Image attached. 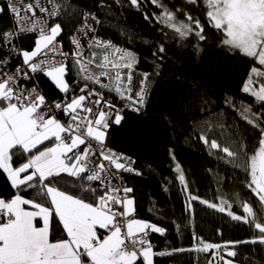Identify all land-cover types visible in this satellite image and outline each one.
<instances>
[{
  "label": "snow or ice",
  "instance_id": "snow-or-ice-1",
  "mask_svg": "<svg viewBox=\"0 0 264 264\" xmlns=\"http://www.w3.org/2000/svg\"><path fill=\"white\" fill-rule=\"evenodd\" d=\"M113 5L154 26L157 40L144 39L148 48L137 51L102 36L101 13ZM26 39L32 44L24 46ZM172 46L203 67L204 79L171 97L181 109L211 103L208 48L241 60L243 96L227 95L223 104L243 126L222 143L201 120L193 144L242 172L248 199L235 194L237 214L223 194L217 202L193 194L171 148L175 175L163 191L175 182L190 222L200 203L247 226V239L213 243L193 231L190 247L157 250L152 235L166 237L168 229L136 217L135 189L123 173H144L109 140L129 112L138 119L149 113ZM141 63L150 70L138 71ZM214 120L225 135L223 110ZM172 223L180 234L181 223ZM241 246L252 249L245 255ZM181 254L194 255V264L201 254L203 264H264V0H0V264H155Z\"/></svg>",
  "mask_w": 264,
  "mask_h": 264
},
{
  "label": "trees",
  "instance_id": "trees-1",
  "mask_svg": "<svg viewBox=\"0 0 264 264\" xmlns=\"http://www.w3.org/2000/svg\"><path fill=\"white\" fill-rule=\"evenodd\" d=\"M82 5L91 6V0H80ZM104 21L101 35L112 39L121 47L132 50L143 51L148 45L143 43L144 39L157 40L159 32L153 30L142 17L135 14L133 10H120L114 5L110 12L101 13ZM24 46L32 44L30 39L23 41ZM65 48L69 44L65 40ZM207 55L203 57L204 64L208 66L205 73L207 80L205 84L208 90L206 105L198 103L195 107L187 105L183 109L177 101L171 97L182 95L187 92V84L195 80H202L204 76L203 67L199 62L188 59L181 54L180 50L172 46L169 50V58L165 61L163 78L158 81L154 89L152 106L149 113L142 119H138L129 112L118 129H113L109 140V147L117 153H122L135 161V168L141 170L143 178L129 173H123L127 186L135 189L136 217L146 221L157 223L168 229L166 237L153 234L151 239L157 250L165 247H190L193 243L192 232L195 231L205 241L222 243L224 241L244 240L249 238L250 231L247 226L231 221L226 215L207 208L205 205L195 203V216L188 220L183 212L184 194L179 190L175 182L169 184V191H163L165 181L171 179L175 174L171 171L174 167L169 156V149H174L177 160L187 170L189 179L192 181L193 194L202 199L217 202V196L223 194L232 203V210L240 213L239 200L234 199L239 194L240 199H248L246 190L239 185L243 181V173L239 170L226 169L222 163H216L210 159L202 146L193 144V138L199 129L195 128L201 120H208L214 127L215 136L220 142H225L236 126H243L239 116L225 109L223 99L227 95H235L242 98L239 92L244 72L239 57L233 59L222 56L219 52L213 53L211 48L207 49ZM138 70L148 71L149 65L141 63ZM42 86L51 90L48 82L43 81ZM198 109H201L198 111ZM205 110L207 115H205ZM223 110L224 117L229 125L221 136L218 122L214 120L216 114ZM163 117L174 121L173 125ZM211 135V133H210ZM213 169L214 175L209 174L207 169ZM228 176L225 177V173ZM217 176L225 177L226 183L218 182ZM155 205V210L153 209ZM181 223V233L177 234L172 221ZM219 229L222 235L217 234ZM59 238V236H57ZM252 246H241L239 251L245 255L249 254ZM204 257L201 254V264ZM155 264H194V255L181 254L177 257L157 258Z\"/></svg>",
  "mask_w": 264,
  "mask_h": 264
},
{
  "label": "built area",
  "instance_id": "built-area-1",
  "mask_svg": "<svg viewBox=\"0 0 264 264\" xmlns=\"http://www.w3.org/2000/svg\"><path fill=\"white\" fill-rule=\"evenodd\" d=\"M101 29H102V26H100L99 28H98V31H99V33L101 34ZM65 51H69L70 50V45H69V49H64ZM138 71H140V70H138ZM140 72H142V71H140Z\"/></svg>",
  "mask_w": 264,
  "mask_h": 264
}]
</instances>
